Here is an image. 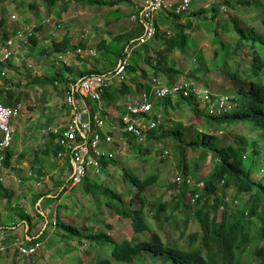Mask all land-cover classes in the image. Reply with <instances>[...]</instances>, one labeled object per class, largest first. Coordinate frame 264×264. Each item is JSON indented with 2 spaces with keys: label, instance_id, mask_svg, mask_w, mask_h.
I'll use <instances>...</instances> for the list:
<instances>
[{
  "label": "rangeland",
  "instance_id": "1",
  "mask_svg": "<svg viewBox=\"0 0 264 264\" xmlns=\"http://www.w3.org/2000/svg\"><path fill=\"white\" fill-rule=\"evenodd\" d=\"M67 1L70 2L68 8H65L62 3H58L54 8H49L46 7L42 0H0V32L7 28L3 26L7 24V21L11 23L9 26L13 30L20 23L25 26L38 25L36 30L38 44L33 45L30 41L26 43L20 42L17 47L19 48L17 64L14 68H10V71H7V78L0 80L4 81L0 86V90L3 89L14 94L11 100L12 105L9 106L20 103L23 108L18 116L12 118L11 121L14 142L9 149H12L16 156L14 155L12 159L10 169H0V224L1 222L3 224V219L5 225H10V222L15 218L20 220L21 216L26 215V209L29 212L28 214H33V217L43 218V224L46 225L47 231L51 230L60 235L55 227L53 229L51 226V222H53L54 216L57 214L56 211H59L58 213L61 217H63L61 212H64L65 216L72 222L82 226V222L86 217L92 215L95 206L94 215L97 217L102 215L101 218H104L105 221H112V223L116 224L118 227V230L114 231L116 237L121 238L126 234V239L131 240L133 238V228L130 227L131 218L127 220L126 225H121L122 222L116 219L117 214L110 206L116 203L119 206L124 205L130 210H140L139 199L136 198L132 204L130 202L134 198L137 188L125 181L123 175L127 172L137 175L140 179L155 175V182L147 186L142 192L144 200L142 212L147 222L168 244L183 249L200 247L202 244L201 229L193 214L197 207L196 205H191L190 210L186 211L185 209L174 210L173 204L169 203L167 211L159 214V219L154 217L156 214V203L169 201L170 197L178 192V188L173 186V177L175 170L180 171L183 169L180 164L184 161L182 156L184 148L190 174L195 179L201 178L204 180L218 164L217 159H214L209 153L206 154L204 149L188 147L187 144L191 140L198 138L197 135L195 136L197 131L213 135V130L208 129L204 116H202L203 120L195 118L186 103H179L178 107L175 105L176 111L172 109L170 113L162 111V115L160 114L162 125L156 130V133L182 130L185 133L183 142H178L172 138L153 141L147 140V137L143 142L138 139L129 141L130 139L124 136L121 141L118 139L119 135L117 134L115 140L119 142L120 148L116 158L114 161L109 159L107 162L108 166L104 169L101 177L93 178L92 181L88 182V185L91 186V192L86 190L87 186L85 184L70 191L66 190L65 187L58 193L53 190L50 195H46L47 200H45L44 204L42 203L43 207L51 204L50 211L48 210L43 217L38 212L36 204L41 202L40 199L45 196L39 197L34 203L36 197H33V195L38 193L45 194L42 193L44 192L42 188L46 184H41L43 185L41 187L36 186L37 183H42V179L35 172L38 169H44L47 163H50V167L54 165V149L50 146V142L53 139L50 138L47 128L48 126L54 127V125L57 126L67 121L70 116V107L65 103L64 92L66 91L64 89L67 87L66 83L58 81L59 83L55 85L48 83L35 84L34 77H43L51 80L56 77L62 63L77 71L74 74L66 72L64 81L71 78H79L78 73L87 71L89 68L91 70L97 68L101 72L110 71L120 57L123 43L125 42H118L116 37L118 35L128 37V34L136 37L143 33V28L139 21L131 20L130 18L132 14L137 16L135 8L129 11V7L132 6L128 7L121 4V9H119L118 7L110 8L100 4L78 3L76 0ZM250 1L251 3L248 5L238 1L237 4L241 9L240 13L236 15L237 20L242 26H245L244 28L250 29L251 27V30L253 29L264 35V0ZM199 6H201V3L193 0L191 8ZM213 7H217V4ZM218 12H220L219 8ZM228 12H232V9ZM212 13L209 7L203 10L200 16H196L195 22L191 21V23L188 20L189 18L187 19V32L190 35V40H188L185 51L174 48L166 52L162 57L160 56V66L164 67V70L172 71H169V76L166 77L167 80L173 81V83L188 82L193 84L199 94L198 98H204L207 88L211 86L216 88L219 95L238 100L240 97L236 94V89L231 86V81L225 75L226 73L235 74L237 79L242 81L243 84L245 83L244 86L248 89L249 83L256 81L252 76L249 64L251 50L249 47H243L237 49V51L234 46L238 37L232 25L228 24L225 27L227 29H223L222 22L225 21L227 23L226 18H220L223 17V13L218 15L220 17L217 23L212 21ZM12 15L17 19L12 21L10 19ZM186 16L188 14L184 13L182 17L178 16L175 20H171V23L178 22ZM49 19H51L50 23L44 24ZM169 30H171L170 34L174 32L173 24ZM63 37L71 39L67 51L65 53L54 52L52 42L60 41ZM200 41L205 43L203 47L198 46ZM161 46L158 48L156 44L154 45L155 49H160ZM154 47L152 49L150 46L148 50L153 62L158 59V55L154 52ZM258 48L261 51L262 58H264V46L258 44ZM78 49H80L79 52ZM60 54L64 55L66 62H64L65 59H58ZM140 66H143L148 75L151 76L150 67H147V63L142 59H140ZM135 75L137 76V74ZM133 76H130L129 73V82ZM157 76L161 77L160 74ZM260 79L264 85V75ZM211 94L210 96L214 98L215 94ZM120 96L125 100L128 95ZM174 97L177 100V96L171 98L174 99ZM17 98L18 102L16 101ZM8 100L7 95H3L0 98V101L6 105L9 104L7 103ZM201 105V108L206 112L208 107L204 104ZM182 109L186 112H179ZM119 114L120 112L114 113L115 116ZM16 121L20 126L18 129H15ZM190 125L194 126V129L190 128ZM187 128L190 129L187 130ZM215 130L217 131L213 135L215 137V146L233 149L234 152L232 154L236 156L238 163L243 169L253 167L255 170L252 176L253 179H264V133L260 130L253 132L250 126L244 127L242 125L237 127L221 126ZM220 132L222 133L220 134ZM241 139L246 141L244 149L240 148ZM254 140L259 150L258 155L252 153L253 146L251 142ZM146 148L149 149V153L142 152V149ZM164 152L168 155H164ZM41 162L44 165H41ZM60 163L63 165L62 162ZM60 163L57 164L58 167ZM66 168L67 166L65 167V165L60 168L63 172L59 181L55 183L57 187L64 181L65 176L63 174H65ZM1 187L4 189L1 190ZM54 193L57 194L54 195ZM93 193L96 198L93 197ZM58 198L59 200L61 199L59 203H57ZM226 198L227 201L232 203L228 207L230 217H234L239 211L245 213L248 207L253 204L251 194L239 193L232 186L227 188ZM99 202L100 210L99 208L97 209ZM209 203H212V198L209 199ZM39 209L41 210V208ZM257 213L260 215L264 214V201L258 203ZM186 216L188 217L187 224L184 222V217ZM92 219L93 221L85 220L86 226H91L87 229L91 231L95 229V221L93 217ZM261 223L262 219H259L257 215L253 216L252 223L249 225L250 234L255 235ZM103 230L113 234V231L106 224ZM99 231L101 230L99 229ZM20 236L23 238V233ZM133 236L136 241L149 238L148 232L134 234ZM56 243L60 247L58 249L59 253L56 254L53 250L54 254H48L45 259L35 260L39 254L44 252L42 247L39 248L34 259L32 257L28 259L18 258L19 255H16L18 254L16 250H12L14 259L12 258V261H8V259L2 261L0 259V264H23L24 260L29 264H78L79 262L92 264L97 259H111V243H89L88 241H83L82 244H79L77 240H73L71 242L73 245L71 246L65 244L66 241L60 242L58 239L55 245L53 244V249L57 247ZM256 244L264 245V240L252 242L249 248H246V253L239 257L241 263H257L256 259L253 258V248ZM66 256H68L67 259H65ZM130 264L164 263L160 257L154 258L149 255H143L139 259H134ZM165 264L170 263L167 262Z\"/></svg>",
  "mask_w": 264,
  "mask_h": 264
},
{
  "label": "trees",
  "instance_id": "2",
  "mask_svg": "<svg viewBox=\"0 0 264 264\" xmlns=\"http://www.w3.org/2000/svg\"><path fill=\"white\" fill-rule=\"evenodd\" d=\"M76 1L78 3L86 2L92 5L100 4L108 6L110 8L119 7L121 4L127 6L132 5V2L130 0ZM42 2L46 5V7L49 8L56 7L58 3L64 4L65 8H68L70 6V2L67 0H42ZM240 2L246 3L247 5L251 3L250 0H239V3ZM224 3L228 4V1L226 0L216 3L217 7L213 8L212 12L217 14L219 6ZM214 4L215 3L212 4V7L214 6ZM213 13L211 15V18L214 17ZM183 14L184 13H175L174 9L172 8V10L169 12L170 20H175L178 16L182 17ZM230 22L234 32L238 37L234 48L237 50L243 47H249L251 50V58L249 64L250 70L252 71V76L256 79V81L250 82L248 85V89H246L243 82L238 80L235 74L226 73L225 77L231 81L232 85L236 89V94L240 97L238 100L232 98L231 101L236 104L237 108L231 113H226L221 116L210 115L207 109L205 112L201 108V104L203 103L201 98H198V95L196 93H188L187 95L180 93L178 95H175L177 96L176 107H178L179 103H186L192 110L195 118H200L203 120L204 118L202 116H204L206 119L205 123L208 125V129L213 130V135H215L217 132L215 129L221 126L237 127L239 125H242L244 127L250 126L253 132L260 130L262 131V133H264V85L262 84L260 79V77L264 75V58H262L261 51L258 48V44L264 46V35L256 32L253 29L251 30V27L250 29L244 28L245 26H242V24H240L237 19L231 18ZM172 24L174 26V32L172 34H168L166 31H162L160 33L159 29L156 27L154 35L144 44L139 45L133 50L131 56L132 62L128 66V71L130 73V76H134L131 77L129 84H122L120 87L113 86L109 91H107L105 100L107 99L111 102L113 100V96L117 94L129 96L139 94L143 90L148 91L150 89L152 78L158 77V74H161V76L164 77L169 76V71L171 70H164V67L160 66V56L162 57L163 54L173 50L174 48L185 51L188 40L190 38V35L187 32V24H179L178 22H172ZM0 33L2 35V40H6V33L2 31ZM136 37L131 36V34H128V37H125L124 35H118L116 37V40L120 43L122 41H125L123 43V50L120 56L124 54L125 47L130 44L132 39H135ZM29 41L33 45L38 44V39L36 38V36L30 38ZM159 41H161L162 46L159 44ZM52 43L54 46V52L65 53L71 43V39L69 37H63L62 40L53 41ZM155 44L158 48L159 46H161V48L155 49ZM150 46L152 47V49L154 47V52L156 53V55H158V59L154 62L148 51ZM140 59L144 60V62L147 63V67H150L151 76L148 75L143 66H140ZM6 65L7 68H14V66L11 65V62H7ZM66 72L74 74V72L77 71H75L74 68H71L62 63L56 77L51 80H47V78L43 77H34V83H48L52 85H55L59 82L66 83L67 87L64 90L67 91L70 84H75L78 78H71L64 81V75L66 74ZM99 73H101V71H98L97 68H95V70H91V68H89V70L87 71L79 72L78 75L79 78H81L83 76ZM135 74H137V76ZM166 84L173 85L174 83L173 81L168 80ZM3 95H7V98H9L7 103H9L8 105H12L11 100L13 99L14 94L10 91L1 89L0 98ZM212 97L213 96L209 97L211 101L216 99V97ZM169 99L170 98L164 99L166 105L170 103ZM16 101L18 102V98L16 99ZM237 102L239 103L237 104ZM109 114L112 113L110 112ZM190 128L194 129V126L190 125ZM190 128H187V130ZM221 133L222 132H220V134ZM196 135L198 136V138L191 140L187 144L188 147H191L193 149H204L206 154L209 153L210 155H212L214 159H217L218 163L211 174L207 175L208 177L204 178L206 183L204 188V196L201 197L196 202V204H194L197 207L194 210L193 214L200 225L202 234V244L200 247L183 249L163 241L160 234L151 226L150 223L147 222L145 215L142 212V209L144 208L142 192L147 188V186H150L155 182L156 176L151 175L145 177L144 179H140L137 175L129 174L127 172H125L123 175L124 180L128 181L131 185L137 188L135 196L131 199L130 202L132 204L136 198L139 199L140 210H130L124 205L119 206V204L116 203H113V205H111L110 207L114 209L117 215L131 218L133 233L135 235L143 232H148L149 238L147 240H139L137 238L138 241H136L134 240L135 237L133 236L131 240L124 239L123 241L118 242L104 230L93 232L87 228L79 229L76 226L66 222L65 219H63L59 214H55L54 227L57 232L60 233V237L64 240H77L79 244H82L83 240L88 241L89 243H111V259H97L92 264H130L134 261V259L141 258L143 255H149L154 258L160 257L164 264L167 262L170 264H243L240 262L239 257L243 256L246 253V248H249L252 242L264 240V214L260 215L259 213H257L258 203L264 201V179H253L252 176L255 170L252 166L248 169H243L238 163L236 156L232 154V152H234L233 149L216 147L214 143L215 137L211 133L206 134L204 132L200 133L199 131H197L195 136ZM184 136L185 133L182 130H170L167 132L162 131L161 133H156L155 130L147 134V140L158 141L161 139L166 140L167 138H172L177 140L178 142H183ZM50 137L53 138V135L50 134ZM126 137L130 139L129 141L136 140L129 134L126 135ZM116 142L117 144H119L118 141ZM240 144V148L244 149L246 141L244 139H241ZM251 145L253 146L252 153L254 155H258L259 150L257 148L256 141H252ZM184 151L185 148L182 152L184 161L180 165H182L183 173L187 175L190 174V168L188 167V164L186 162ZM142 152L149 153V149H142ZM14 155L15 153L12 149L6 150V155L3 163L4 169L8 170L11 168ZM106 164L107 163L104 164L105 168L108 166V164ZM36 172L39 175L42 174L41 169L36 170ZM221 180L223 181V183H220ZM85 184L88 185V181H86ZM173 186L178 188V192L173 194L170 197L169 201H159L156 203V214L154 215L156 219H159V214L161 212L167 211L169 203L173 204L174 210L185 209L186 211H188L190 210L191 205H193L189 201L190 197L188 195V186H177L175 183H173ZM230 186H232L235 191L239 193L251 194L253 203L250 207H248L245 213L243 211H239L234 217H230V213L228 212V207L232 203L225 199L226 190ZM3 189L4 188L1 187V190ZM86 190L88 192H91V186L88 185L86 187ZM46 195L47 193L37 195L34 203L39 197ZM93 197L96 198L94 193ZM210 198H212V203H209ZM99 206L100 202L97 204V209L99 208ZM37 210H39V207L37 208ZM255 215H257L259 219H262V223L260 224L254 235L250 234L249 225L250 223H252V217ZM23 216V219H25L24 228H28L29 232L31 226V217L29 215ZM184 222L185 224L188 223L187 216L184 217ZM106 226L109 229L112 228L110 224L106 223ZM40 236L41 235H39L38 237ZM35 239L30 240L33 241ZM8 250L10 249L5 250V252H0V254L7 253ZM253 258L256 259V264H264V245L260 246L256 244L254 246ZM78 264L82 263L79 262ZM245 264L254 263L248 262Z\"/></svg>",
  "mask_w": 264,
  "mask_h": 264
},
{
  "label": "built area",
  "instance_id": "3",
  "mask_svg": "<svg viewBox=\"0 0 264 264\" xmlns=\"http://www.w3.org/2000/svg\"><path fill=\"white\" fill-rule=\"evenodd\" d=\"M193 0H145L139 10H136L131 20H138L143 27V33L132 39L125 47L124 54L120 56L115 66L110 71L83 76L77 79L75 84H70L65 92L66 105L70 107V120L62 122L57 126H48L47 131L53 135L55 156L64 161L69 176L65 183L66 190L82 186L86 181L102 176L105 163L109 159H115L120 148L115 136L123 140V136L131 135L140 142L146 139L147 134L158 130L162 125L161 116L153 115L154 102L171 98L183 93L198 92L190 83H174L167 85L159 77L152 78L150 89L143 90L137 98L126 105L125 111L112 118L104 107L105 95L113 86L120 87L129 83L128 66L131 64L133 50L149 40L156 31V20L154 15L161 10L173 8L175 13H187ZM10 19L16 20L15 16ZM51 19L44 22L49 24ZM38 25L25 26L22 23L14 29L13 34L2 40L0 33V80L7 78L8 68L6 63L10 62L16 54L20 42L26 43L35 37ZM80 49H78V52ZM59 60H64V55H58ZM66 62V59L64 60ZM4 81H0V86ZM202 103L208 107V113L212 116H221L236 110L237 106L228 96H215L210 100L207 92ZM20 103L9 106L0 101V169L9 149L14 142L11 129L12 118L18 116L22 110ZM164 155H168L164 152ZM68 161L72 168L68 170ZM107 165V164H106ZM173 183L177 186L186 185L189 188L190 203L196 202L204 196L205 180L195 179L191 174H184L182 170H175ZM220 183H223L221 180ZM193 192V193H192ZM227 200V198H225ZM48 224V223H47ZM54 229L55 221L51 222ZM45 230L46 225H43ZM36 238H39L38 236ZM49 235L42 240H26L20 242L15 240L9 244L0 242V252L7 249L16 250L22 259L33 258L39 248L48 240Z\"/></svg>",
  "mask_w": 264,
  "mask_h": 264
},
{
  "label": "crops",
  "instance_id": "4",
  "mask_svg": "<svg viewBox=\"0 0 264 264\" xmlns=\"http://www.w3.org/2000/svg\"><path fill=\"white\" fill-rule=\"evenodd\" d=\"M103 1H112V0H103ZM131 2H132V5H130V6H132V7H129V11L130 10H133V8H135V10H139L140 9V7H141V5L143 4V2L145 1V0H130ZM195 2H199V3H201V6H199V7H197V8H191L190 10H189V12H187V14H188V16H186V17H183V19L182 20H180V21H178V23L179 24H186L187 22H188V20H189V22H191V21H193V22H195V19L197 18L196 16H200V14L203 12V10H206V9H208L209 7L211 8V10L213 11V8L214 7H212V4L213 3H215L214 5H216V3H219L220 1H226V0H194ZM228 1V4H222V5H220L219 6V10H220V12H218L217 14H215V13H213L214 14V18H212V21L213 22H218V18L220 17V16H218V15H220V13H223V17H220V18H223V19H225L226 18V20H227V23H225V21H223L222 22V27H223V29H227V28H225V27H227L228 26V24H231V22H230V19L231 18H234V19H237V17H236V15H237V13L239 14L240 13V9H241V7H239V5L237 4L238 3V1L239 0H227ZM223 3V2H222ZM119 9H121L120 8V6L118 7ZM224 8H226V9H224ZM232 9V12H228L229 10H231ZM172 10V7L171 8H169V10H161L160 12H158V13H156L155 15H154V17H155V20H156V24H157V28L159 29V31H160V33L162 32V31H166L168 34H170L171 33V30H169L170 29V27L172 28V23H171V20H170V15H169V12ZM224 10V11H223ZM120 11V10H119ZM223 11V12H222ZM225 15H227V16H225ZM132 16H133V14L130 16V18H132ZM189 18V19H188ZM188 19V20H187ZM223 19H220V20H223ZM219 20V21H220ZM168 23V24H167ZM192 23V22H191ZM15 24V23H14ZM221 24V23H220ZM8 25V26H7ZM9 25H11V23L9 22V21H7V24H4L3 26L4 27H7V28H4V30H2V32H4V33H6V35H7V38L8 37H10L12 34H13V28H11V26H9ZM16 25V24H15ZM188 31V30H187ZM217 31V30H216ZM190 40V39H189ZM231 42V41H230ZM159 44L161 45V43H160V41H159ZM205 43L203 42V41H200V44L198 45L199 47H203V45H204ZM197 46V45H196ZM18 49L19 48H17L16 49V54L12 57V59H11V65L12 66H15L16 64H17V62L16 61H18L19 59H18ZM238 51V50H237ZM115 66V65H114ZM11 68V67H10ZM10 68H8V70L10 71ZM105 72V71H104ZM161 75V74H160ZM160 79L164 82V83H167L168 82V80L166 79V77H164V76H161L160 77ZM130 83V82H129ZM128 83V84H129ZM244 85H245V83H244ZM231 86L232 87H234L232 84H231ZM235 88V87H234ZM200 91H201V89L200 88H198ZM208 90H207V93L209 94V95H212L211 93H213V94H215L214 96H221V95H219L218 93H217V91H216V88H213V87H211V86H209L208 88H207ZM210 91H211V93H210ZM137 96H138V94H135V95H129V96H125L126 97V99L124 100V99H122V97L120 96V95H115V96H113V100L110 102L109 100H105V102H104V107H105V109L110 113V112H112L113 114H109L112 118H114V117H116L115 115H114V113H118V112H120V114H122L124 111H125V107H126V105L128 104V103H130V102H133L136 98H137ZM169 101H170V103L169 104H167L166 105V103H165V101L163 100V101H155L154 102V108H153V115H156V114H158L159 116H161L162 115V111H164L165 113H166V111L167 112H169L170 113V111H171V109L173 110V111H176V108H175V105H176V97H174V99L173 98H170L169 99ZM174 108V109H173ZM180 112H184V110L182 109V110H179ZM119 114V115H120ZM161 114V115H160ZM118 117V116H117ZM170 117H171V115H170ZM69 119H70V116H69ZM68 119V120H69ZM200 119V118H199ZM67 120V119H66ZM67 120V121H68ZM64 121V120H63ZM66 122V121H65ZM201 123H202V121H201ZM192 124V123H191ZM15 125H16V128L15 129H18L20 126L17 124V121H16V123H15ZM55 126V125H54ZM51 138V137H50ZM53 139V138H52ZM54 143H53V140H52V142H50V146H52V148L54 149V152H55V146L53 145ZM16 156V155H15ZM57 161V162H56ZM53 162H54V165L52 166V167H50V163H47V166L44 168V169H41V172H42V174L41 175H39L37 172H35V174L37 175V176H39L41 179H42V183H37L36 184V186H43V185H41V184H46L42 189H43V191L44 192H42V193H47V195H50L51 194V192L53 191V190H55V191H57V193L58 192H60L61 191V189H63L64 188V186H65V183H66V180H67V178H68V174H69V171H66L65 172V174H63L64 176H65V178H64V181H63V183L62 184H60L58 187L56 186V184L55 183H57V181H59V179H60V177H61V173L63 172L60 168H61V166H64L66 163H64V161H61V159H58L56 156H55V153H54V159H53ZM56 162V163H55ZM60 162H62V164L63 165H61V163ZM42 163V162H41ZM58 163H60V165H59V167H58ZM68 164V170H70V168H72V165H71V163H70V161H68L67 162ZM41 165H44V163H42ZM3 179V178H2ZM51 179V180H50ZM86 185V184H85ZM56 186V187H55ZM86 186H88V185H86ZM85 187V186H84ZM57 193H54V195H56ZM32 194V193H31ZM36 194V193H35ZM39 194H41V193H38V194H36V195H33V197L35 196H37V195H39ZM85 198V197H84ZM41 200V202H37V204H36V207L38 206L39 208H41V210L39 209L38 210V212L42 215V217L44 216V214H46L47 213V211L49 210L50 211V207H51V204H48L47 206H45V207H43L42 206V203L44 204V202H45V200H47V198H46V196L45 197H43L42 199H40ZM39 200V201H40ZM58 202L57 203H59L60 201H61V199L59 200V198H58V200H57ZM56 203V204H57ZM60 205V204H59ZM95 210H96V207L94 206V208H93V211H92V215L91 216H89V217H86V219L85 220H89V221H93V219H92V217L94 218V221H95V229H93V231H95V232H97V231H99V229L101 230V231H103V229H104V227H105V224L107 223V224H110L111 226H112V228H111V231H113V234L112 233H110V235L114 238V239H116L118 242H121V241H123L124 239H126L127 237L125 236L126 234H122L123 236L120 238V237H116L114 234H115V230L117 231L118 230V227L116 226V224L115 223H112V221H105V219L103 218H101L102 217V215H100V216H96V215H94V213H95ZM57 212V214H59L58 212L59 211H56ZM29 212H28V210H26L25 209V214L26 215H29L30 217H31V226H30V229H29V232H28V228H24V224H25V219H23V217L24 216H21V219L19 220V218H15L13 221H11L10 223V225H5V223H4V219H3V224H2V222H1V224H0V242L1 243H7V244H9V243H11V242H13V241H15V240H19V241H22V242H24V241H26V240H30V239H35L37 236H39V235H41L39 238H37V239H35V240H33V241H38V240H41V238L43 237H45V236H47V235H49V238H48V240L45 242V244H44V246H43V250H44V252H42V254H39L36 258L35 257H33L32 259H34L35 258V260H37V261H39V260H41L42 258H44L45 259V257H47L48 256V254H51V255H53L55 252H56V254L57 253H59L58 252V249H60V247H59V245H57V243H56V248H52L53 247V244L55 245V242H57V240L59 239V241L60 242H62L64 239H62L61 237H60V235H57V233H55V232H53V231H51V230H48L47 231V227H45V230L42 232V230H43V218H36V217H33V214H28ZM61 214L63 215V219H65V221L66 222H68V223H70V224H72V225H74V226H76L77 228H79V229H83L84 227L85 228H88V227H91V226H86V221L84 220L83 222H82V226H78V225H76V222H72L69 218H67L66 216H65V214H64V212H61ZM61 216V215H60ZM116 219L117 220H119V222H122L121 223V225H126L127 224V220L128 219H130V218H126V217H123V216H120V215H116ZM120 220H123V221H120ZM130 227L132 228V220H131V222H130ZM81 227H83V228H81ZM116 227V228H115ZM23 233V238H21V234ZM122 233H123V231H122ZM132 233H133V231H132ZM133 235H134V233H133ZM133 235H132V237H133ZM131 237V236H130ZM132 239V238H131ZM64 241H66V243L65 244H69V245H73L71 242H73L72 240H64ZM83 241H85V240H83ZM51 243V244H50ZM50 244V245H49ZM49 245V246H48ZM81 247V246H80ZM53 250H54V253H53ZM53 253V254H52ZM14 255V253H12V249H10V250H8V252L7 253H4V254H0V259L2 260V261H4V260H7L8 259V261H12V258L14 259V257H12ZM16 255H18V254H16ZM59 255V254H58ZM59 256H61V255H59ZM65 257V256H64ZM67 257L68 256H66V258L65 259H67ZM144 257H146V256H144ZM18 258H20V257H18ZM139 259V258H138ZM0 260V261H1ZM18 260H20V259H18ZM25 261V262H24ZM23 261V264L24 263H26V264H28L27 262H26V260H24ZM62 261V260H61ZM33 264V263H32ZM38 264H40V263H38Z\"/></svg>",
  "mask_w": 264,
  "mask_h": 264
}]
</instances>
